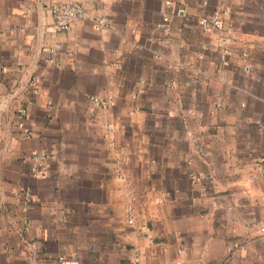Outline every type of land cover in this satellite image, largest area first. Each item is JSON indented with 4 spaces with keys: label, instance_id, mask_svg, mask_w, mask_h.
I'll list each match as a JSON object with an SVG mask.
<instances>
[{
    "label": "crops",
    "instance_id": "crops-1",
    "mask_svg": "<svg viewBox=\"0 0 264 264\" xmlns=\"http://www.w3.org/2000/svg\"><path fill=\"white\" fill-rule=\"evenodd\" d=\"M262 227L264 0H0V264H264Z\"/></svg>",
    "mask_w": 264,
    "mask_h": 264
},
{
    "label": "built area",
    "instance_id": "built-area-1",
    "mask_svg": "<svg viewBox=\"0 0 264 264\" xmlns=\"http://www.w3.org/2000/svg\"><path fill=\"white\" fill-rule=\"evenodd\" d=\"M51 14L53 16V31L54 33L69 31L76 22L84 21L88 18V14L79 2H70V3H56L51 7ZM228 14L227 11H216L212 16L202 17L200 20V25L204 33H211L214 31L221 32L224 27V18ZM107 23L103 19L95 21V29L98 31L104 30L107 28ZM171 26V17L169 15H164L162 22L158 27L163 30L165 33L169 32ZM216 44L220 50V58L223 66L227 65V55L229 53L230 39L226 36L225 33H222L216 37ZM207 45L202 44L201 50H206ZM57 47L53 49L56 51ZM202 57V53L198 54V58ZM33 83H36V80L33 79ZM91 101L98 107L108 108L113 105V101L110 99H104L98 96H92ZM218 107H221V104H218ZM21 116L27 114L26 110H22ZM18 128L25 136H31L32 130L28 128L23 121L18 123ZM35 162L39 163V167L36 168V176L43 177L46 175V164L45 162L48 159L46 154H37L33 157ZM128 222L130 225L134 223V209L129 208L128 211ZM264 233V227L260 229ZM239 244H234L230 252L239 248ZM60 261L62 264H65L64 258H61Z\"/></svg>",
    "mask_w": 264,
    "mask_h": 264
}]
</instances>
